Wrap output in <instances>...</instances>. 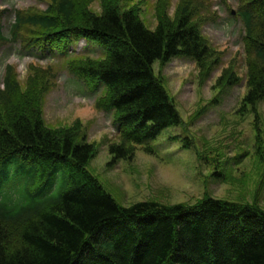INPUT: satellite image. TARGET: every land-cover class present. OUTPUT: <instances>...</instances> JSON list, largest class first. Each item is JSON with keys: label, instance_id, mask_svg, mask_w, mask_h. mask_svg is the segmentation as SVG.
<instances>
[{"label": "trees", "instance_id": "obj_1", "mask_svg": "<svg viewBox=\"0 0 264 264\" xmlns=\"http://www.w3.org/2000/svg\"><path fill=\"white\" fill-rule=\"evenodd\" d=\"M96 1L98 12L91 9ZM132 1L47 0L44 9L15 10L9 36L3 34L9 10L0 6V48L18 43L24 54L47 56L85 40L104 49L103 59L73 58L67 68L91 92L105 87L95 108L114 113L118 141L108 145L110 165L132 159L136 145L182 122L154 62L163 67L188 58L200 85L222 63V52L201 31L216 20L208 0H155L153 29L140 17L141 2ZM236 1L247 89L236 114H243L264 100V0ZM236 61L222 69L217 88L241 82ZM28 71L21 82L6 65L0 87V264H264V210L256 204L210 197L194 204L116 203L87 169L97 150L80 138L79 120L67 128L43 120L53 70L31 64ZM16 175L26 180L23 204L2 190Z\"/></svg>", "mask_w": 264, "mask_h": 264}, {"label": "rangeland", "instance_id": "obj_2", "mask_svg": "<svg viewBox=\"0 0 264 264\" xmlns=\"http://www.w3.org/2000/svg\"><path fill=\"white\" fill-rule=\"evenodd\" d=\"M47 0H1V8L9 13L3 19V34L9 36L15 10L29 7L44 9ZM177 0H172L176 2ZM141 2V3H138ZM155 0H133L138 3L140 17L150 29L155 27ZM214 22L201 27L211 46L222 52V63L204 84L197 80L192 60L178 57L163 67L153 64L156 75L174 100L182 118L177 126H169L153 139L136 149L132 159L112 160L108 145L118 141L113 112L95 108V102L105 94V87L91 92L72 75L70 59L88 57L103 59L105 51L94 42L74 41L68 52L42 56L40 51L24 54L18 43L0 48V87L6 65L16 68L23 82L29 65L50 67L56 75L55 85L44 95L41 112L51 128H67L76 120L82 125L80 138L93 143L96 155L87 169L106 192L121 206L138 202L159 205L194 204L203 198H213L240 204H256L264 210V100L245 113L236 114L246 94L243 62V26L236 18V0H208ZM99 11L98 2L91 5ZM174 4L169 14L172 15ZM207 11V9H206ZM207 11V12H208ZM230 11L234 13L231 14ZM206 13V12H205ZM236 58L241 82L233 87L217 88L216 79L228 63ZM152 149L151 153L143 150ZM61 173L55 176L52 191L58 189ZM4 194L13 204L26 203V180L11 176L2 184ZM45 192L37 199L44 198Z\"/></svg>", "mask_w": 264, "mask_h": 264}, {"label": "water", "instance_id": "obj_3", "mask_svg": "<svg viewBox=\"0 0 264 264\" xmlns=\"http://www.w3.org/2000/svg\"><path fill=\"white\" fill-rule=\"evenodd\" d=\"M231 13L233 14L234 12L232 11Z\"/></svg>", "mask_w": 264, "mask_h": 264}]
</instances>
